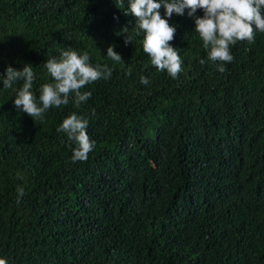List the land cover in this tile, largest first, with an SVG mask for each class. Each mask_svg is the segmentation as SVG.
Returning <instances> with one entry per match:
<instances>
[{"label":"trees","instance_id":"obj_1","mask_svg":"<svg viewBox=\"0 0 264 264\" xmlns=\"http://www.w3.org/2000/svg\"><path fill=\"white\" fill-rule=\"evenodd\" d=\"M136 22L128 0H0L7 264H264V33L231 46L221 73L187 10L173 14L174 79L152 65ZM70 49L111 78L82 88L91 97L79 107L73 95L33 120L14 104L23 81L4 88L7 67H33L38 100L54 82L44 64ZM73 113L95 142L86 161L73 162L77 145L57 132Z\"/></svg>","mask_w":264,"mask_h":264},{"label":"clouds","instance_id":"obj_2","mask_svg":"<svg viewBox=\"0 0 264 264\" xmlns=\"http://www.w3.org/2000/svg\"><path fill=\"white\" fill-rule=\"evenodd\" d=\"M116 2L117 6H122L124 0ZM128 3L131 15L137 19L136 28L145 34L143 51L150 56L157 70H167L174 79L183 71V61L170 43L176 34V27L169 23L173 14L183 16L187 10L188 17L194 19L195 31L199 33L203 47L208 50V60L216 63L221 73L225 71L224 64L234 61L231 46L238 41L254 43L255 31L264 33V0H128ZM161 8L167 18H162ZM201 10L202 17L197 15ZM128 31V28L123 29L124 34ZM124 42L126 46L132 44V37L125 35ZM107 57L122 63L114 46L108 47ZM89 61L87 53L81 55L71 49L63 51L59 60L55 57L48 59L44 66L54 82L41 87L38 100L32 91L35 74L31 65H25L22 71L8 66L3 85L11 88L14 83L23 81L14 100L16 108L33 120L43 119L50 108L67 105L73 95L75 105L79 107L91 97V92H81L82 88L100 79L111 78L112 69L107 65L94 67ZM200 62L205 63L204 60ZM141 83L147 85L149 80L141 77ZM88 123L87 119L73 113L57 128V132L66 133L67 138L77 145L73 162L86 161L95 148V142L87 134ZM17 192L19 202L24 189L18 187ZM0 264H7V261L0 259Z\"/></svg>","mask_w":264,"mask_h":264}]
</instances>
